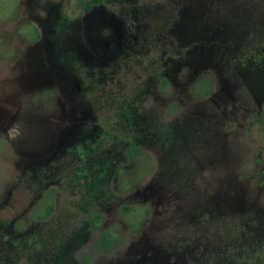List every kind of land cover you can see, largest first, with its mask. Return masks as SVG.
Here are the masks:
<instances>
[{
	"label": "rangeland",
	"instance_id": "1",
	"mask_svg": "<svg viewBox=\"0 0 264 264\" xmlns=\"http://www.w3.org/2000/svg\"><path fill=\"white\" fill-rule=\"evenodd\" d=\"M0 264H264V0H0Z\"/></svg>",
	"mask_w": 264,
	"mask_h": 264
},
{
	"label": "trees",
	"instance_id": "2",
	"mask_svg": "<svg viewBox=\"0 0 264 264\" xmlns=\"http://www.w3.org/2000/svg\"><path fill=\"white\" fill-rule=\"evenodd\" d=\"M49 212H51V207L49 208ZM113 241L111 242V239L107 238L106 236H102L101 239V246L102 248H109L112 245Z\"/></svg>",
	"mask_w": 264,
	"mask_h": 264
},
{
	"label": "flooded vegetation",
	"instance_id": "3",
	"mask_svg": "<svg viewBox=\"0 0 264 264\" xmlns=\"http://www.w3.org/2000/svg\"><path fill=\"white\" fill-rule=\"evenodd\" d=\"M49 42H50V44H52V43H53V42H52V41H50V40H49Z\"/></svg>",
	"mask_w": 264,
	"mask_h": 264
}]
</instances>
